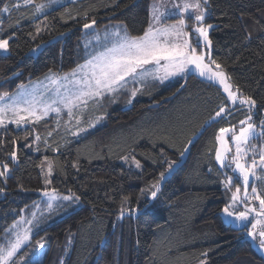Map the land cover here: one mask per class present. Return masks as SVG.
<instances>
[{
  "label": "trees",
  "instance_id": "obj_1",
  "mask_svg": "<svg viewBox=\"0 0 264 264\" xmlns=\"http://www.w3.org/2000/svg\"><path fill=\"white\" fill-rule=\"evenodd\" d=\"M150 3L72 0L36 13L31 5L0 0V38L13 35L8 52L0 53V95L82 63L83 24L92 19L97 30L122 23L131 35H142ZM206 7L205 22L214 26L211 59L233 87L257 101L253 122L259 126L264 120V0H208ZM143 88L130 104L126 91L106 96L99 106L103 120L75 138L55 129L52 116L22 129H0V161L11 168L6 179L0 177V245L9 226L37 204L38 191L74 194L81 203L54 220L42 218L41 227L36 223L27 245L41 241V259L21 260L25 245L14 264H200L205 259L207 264H264L245 227L221 217L230 199L223 182L230 171L215 159L216 137L221 128L240 126L249 115L245 106L213 120L227 98L215 83L193 73ZM35 134L43 140L36 143ZM13 150L17 161L9 158ZM133 156L141 168L123 159ZM45 157L53 164L50 184L41 172ZM166 160L177 165L152 198L151 185L168 172ZM255 186L264 197V180Z\"/></svg>",
  "mask_w": 264,
  "mask_h": 264
},
{
  "label": "snow or ice",
  "instance_id": "obj_2",
  "mask_svg": "<svg viewBox=\"0 0 264 264\" xmlns=\"http://www.w3.org/2000/svg\"><path fill=\"white\" fill-rule=\"evenodd\" d=\"M56 3V0H46L45 3H36V0H24V5H31L34 7L36 13H42L45 8L50 7ZM208 0H195L194 3L185 0L182 4L173 5L172 9L165 8L160 10V5L153 3L150 13V19L148 27L143 31L142 35H131L126 25L116 26L114 32L105 31L103 38L100 34H96L94 39L101 44L102 50L96 51L95 54L89 55L85 62L77 66V69H73L70 73H65L63 77L46 76V79L51 84H63L67 81L72 85L68 95L60 96L59 99H51V90H33L29 91L20 86V91L16 94L9 95L4 93L0 95V127H6V117L9 115L8 123H14L17 127L27 124L30 120L39 121L43 116L48 115L49 112H56L59 114L63 108H66L67 115L70 118L76 119L79 122V115L74 111L77 108H86L89 101H97L99 98L105 96V94H111L118 91L119 88L125 86L128 80L139 81L143 83L149 78L153 80H159L163 83L172 77L185 73L190 66H194L201 76H207L209 80L217 81L223 85V91L227 93V99L231 102L232 107H236L237 103L243 107L247 106L249 115L241 120L239 123L241 127L237 133L233 129L221 128L219 129V135L216 140L219 142L220 147L215 150V159L219 163L221 168H231L234 165V171L239 173L240 178L243 181L244 195L247 196L250 177L256 176V169L259 168L264 172V144L257 148L256 145H252L251 141L254 139H264V120H262L259 126L253 122L252 110L257 107V101L251 97H244L240 93V89L236 86V90L233 91V86L227 81L230 79L226 73L222 70L220 64L211 59L210 53L200 51L197 53V48L210 49L212 41L209 38V32L214 27L213 25H204L203 21L207 14ZM19 7V5H16ZM4 12L11 11L9 6H5ZM179 15V19L172 24L164 23L170 16ZM192 18L193 25L187 23L188 18ZM96 21L92 19L90 23L83 24L85 30L93 29ZM191 28V31L188 29ZM37 33L40 28L37 27ZM0 39V51L7 52L9 50V40ZM91 44V41L86 42L87 48ZM206 59L209 63H205ZM210 65H215L216 71H211ZM140 89H133L131 96L135 97ZM48 92V95H45ZM59 96V93H58ZM129 103L132 101L129 100ZM225 113L231 114V109L226 106H221L215 113V118L221 117ZM97 119H100L99 117ZM84 129H78L76 134ZM231 132V140L235 144V154L229 159L231 152L228 147L225 134ZM27 139V137H25ZM40 139L39 136L36 137ZM192 141H189L191 144ZM16 141H13L15 144ZM188 150L185 147L184 151L180 153L181 156ZM39 151V149H37ZM251 153V157H249ZM9 158L12 161L18 160L17 151L13 150L9 154ZM259 156V164H257L256 157ZM251 159V163H242ZM127 161L128 157H123ZM47 162L48 171L47 176L53 174V164L48 161V158H44ZM131 162L134 163L137 169L141 168V162L136 160L133 156ZM44 162H42L43 164ZM167 163V171L172 170L177 161H165ZM75 167V165H73ZM0 177L5 179L9 176L11 168L6 162L0 161ZM211 170V169H210ZM44 169L41 167V172ZM160 178L163 179L165 172H161ZM45 179L46 184H50L49 179ZM264 180V176L259 177ZM233 181V177L229 176L225 183V187H229ZM156 189L151 191L152 198L157 197L159 190V183L153 185ZM4 189L0 188V192ZM55 189L52 192L55 193ZM253 196L251 199L259 201L258 216L261 219H256L251 222V229L247 232V235L254 241H258L261 249H264V197L257 194V189L252 187ZM240 187L237 186L236 191L232 193V201L235 203L239 200ZM45 195L49 196L48 207H52V200L57 197L50 195L45 191ZM74 196H64V200H72ZM79 199V197H75ZM127 200V198H125ZM125 209H121L120 216L122 217ZM129 212L139 211V209H127ZM223 213L229 217H233L235 221L243 224L245 221H249V215L252 212H257L256 208H250L246 211H241L238 214H234L229 211V206L223 208ZM28 224H32V221H27ZM261 226V230L257 231V226ZM31 229H26L23 233L17 232L15 239L8 241L7 246H0V264H14L13 258L17 255L18 250L25 242L30 240ZM40 248L44 247L40 241L36 242ZM205 257L207 253H203ZM200 264H207L206 259L201 260Z\"/></svg>",
  "mask_w": 264,
  "mask_h": 264
},
{
  "label": "rangeland",
  "instance_id": "obj_3",
  "mask_svg": "<svg viewBox=\"0 0 264 264\" xmlns=\"http://www.w3.org/2000/svg\"><path fill=\"white\" fill-rule=\"evenodd\" d=\"M69 1H72V0H56V3L52 4L48 8H45L44 11L45 12L49 11L50 9L58 7V6H60L62 4H65V3L69 2ZM183 2H185V0H151L150 10H149V19H150V13H151V8H152L153 3H156V4L160 5V10L163 11L165 8L172 9L173 5L182 4ZM188 2L194 3L195 0H188ZM16 5L25 6L24 5V0H15V7H16ZM179 18H180L179 15L170 16L167 20L164 21V23L172 24V23H175ZM87 23H90V22H87ZM187 23L189 25H193L192 18L189 17L187 19ZM203 23H204L205 26L209 25L208 23L205 22V20L203 21ZM121 24L122 23H116V24L108 25L104 29H99V30H97L94 27L91 30H85L84 29L83 39L81 41V48L83 50L85 60L89 57V55L95 54L96 51L102 50L101 44L103 43V40H101V42L98 43L94 39L95 35L98 33L103 38V35H104L105 31L114 32L116 30V26H119ZM188 31H191V28H189ZM0 32H4V30L1 29V26H0ZM247 34H248V32H247ZM12 36H13L12 34H9L8 36H6L4 38H0V39H8V38H10ZM88 41H91V44L86 48L85 44ZM202 50L207 52V53H210V56H211V48L210 49L197 48V53H199ZM7 52L0 51V53H7ZM85 60L82 63L77 64L75 67L71 68L67 72L56 73V72L49 71L46 74H44L42 77L37 78V79H32V80H30L28 82L22 83L17 88L13 89L12 91L5 92V93H8L10 96L13 95V94H16L17 92H19L21 90L20 86L23 85L24 88L29 90V91H33V90L39 91V90H45V89L51 90V99H59L60 96L68 95V92H69V90H71L72 85H70L67 81H64L62 85L61 84H51L46 79V76L52 77L54 75V76H58V77H63L65 73H70L73 69H77V66L83 64L85 62ZM205 63H209V61L206 59ZM210 69H211V71H216L217 70L215 65H210ZM189 73H193V74L197 75L200 78L209 80L207 76H201L199 74V71L194 66H190L189 69L185 73H182L180 75L172 77V78H170L168 80H165L164 82L171 81V80H173L175 78H178V77H184L185 75H187ZM209 81L215 83L221 89V91L225 94V96L227 98V93H225L223 91V85L219 84L217 81H213V80H209ZM152 82H160V81L159 80H153V79L149 78L148 80H146L143 83H141L139 81H133V80L129 79L128 83L125 86L119 88L118 91H116L114 93H111V94H105L104 97L99 98L95 102L89 101L88 106L86 108H77V109H75L74 111L80 117L79 122H77L76 119L70 118L67 115V111L68 110L66 108H63L62 111L59 114H57L54 111L49 112L48 115L43 116V118H48V117L52 116L53 117V127L55 129L59 130L62 133V135L68 136V138H75V137H78V136L82 135L87 129L93 128L94 126L98 125L103 120V116L104 115L99 114V109H100L99 106L101 107L104 104L106 96H113L114 97V96L117 95V92L126 91L127 94L125 96H128V100L133 101L135 97L139 96L143 92V90L146 89V88H143V87H145L146 85H148L149 83H152ZM227 82L232 85V83L229 80ZM133 89H140V91L138 92V94L135 97L131 96V92H132ZM232 90L235 91L236 88L233 87ZM58 93H59V96H58ZM2 94H4V93H2ZM45 95L47 96L48 92H45ZM227 102H228V105L226 107L233 108L232 105H231V102L228 99H227ZM128 104H130V103L128 102ZM237 105H239V104L237 103ZM245 108L247 109L248 114H249V110H248V107L246 105H245ZM254 111H255V109L252 110V112H254ZM82 113H85V115H83ZM98 117L100 119H97ZM9 119H11L10 115L8 117H6V125L7 126L11 125V126H13L14 128H17V129H22L25 126H28V125H30L32 123L37 122L35 120H30L27 124H24V125H21L20 127H17L14 123H8L7 121ZM240 127H241V125L238 128H234V130L238 133ZM2 128H4V127H0V129H2ZM226 128L233 129L232 127H226ZM78 129H84V131H80L79 134H76L78 132ZM231 135H232L231 132L225 134V138L227 140L228 147L231 150V152L229 154V159L231 158L232 155L235 154V144L231 140ZM37 136H39V135L35 134L34 139H35L36 143L39 142L40 140H43V138L42 139L40 138L39 140H37L36 139ZM261 140L262 139H254V140L251 141V144L252 145H256L257 148H259V146L262 145L261 142H260ZM218 147H220L219 142H218ZM249 157H251V153H249ZM128 158H129L127 160L128 163L130 165H134V163L131 162V157H128ZM256 160H257V164H259V156L258 155L256 157ZM43 162H44L43 163V169H44V174H45V178H46L47 171H48V166H47V162H45V160ZM241 162L250 164L251 163V159L249 158L246 161H241ZM176 165H177V163L174 165V167ZM227 170L230 171L228 173L227 178L229 176H231V177H233V181H232L231 185L229 187H227V189L230 192V199H229V201L227 203H225V206L226 205L229 206V211L234 213V214H238L239 212L246 211V210H248L250 208H256L257 212L250 213L249 221H245V222H243V224L240 223V222L235 221L234 216L233 217L227 216L226 214L223 213V211H221V217H222V219L225 222L231 223L233 226L245 227L247 239H249V241L251 242V244L254 247V249L260 255L264 256V249L260 248V246L258 244V241L252 240L247 235V232L251 229V222H254L256 219H261V217L258 216L259 201L251 199V197L253 196V193H252L251 189H252V187L256 188L255 184H256V182L261 180V179H259V177L264 176V172H262L259 168L256 169V176L255 177H250L247 196H245L244 195L243 181L240 178L239 173L234 171V165L231 168H228ZM170 171H168L165 174V176L168 173H170ZM48 177L49 176H47V179H48ZM227 178L224 179L223 182H226ZM163 179L160 178L157 182H155V184L159 183V187H160V184H161ZM251 182H252V184H251ZM237 186L240 187L239 200L236 201L235 203H233V201H232V193L236 191ZM224 187H225V183H224ZM152 189H153V185H151L149 191H151ZM45 191H47L50 195H54V196L57 197L55 200L51 201V203H52V207L51 208L48 207L49 196L45 195ZM257 194H259L258 191H257ZM38 195H39V197L37 198V200H38L37 204L34 205V207H32V210L29 211L27 214L23 213L21 217L17 218L9 226V228L7 229L8 234L5 235L6 237H5L4 243L2 245H0V246H7V242L8 241H11V240L15 239V234L17 232L23 233L26 229H29V228L31 229V232H30V238H31L32 234L35 232L34 225L36 223H37L36 224L37 226L36 225L35 226L37 228L41 227L42 225L45 224V221H43V219L48 220V221L54 220V219L62 216L63 214H65L66 211H68V209H70L72 207H77V206L79 207L81 205L79 199L78 200L75 199L76 196L74 194L53 193L52 190H50V189H43V190L38 191ZM64 196H74V198L72 200H64L63 199ZM30 218H31V220H30ZM27 221H32V224H28ZM259 230H261V226L260 225L257 226V231H259ZM37 241H34L30 245H27L28 242H29V241H27V242H25L24 245L21 246V249H22L25 245H27L25 248H23L22 250L20 249L21 251H19V253L21 252L20 256L22 255V257H23V258H20L21 260L24 259V258H25V260L34 259V258L41 259L42 255H43V252H44V249H45V246L43 248H40L37 245V243H36Z\"/></svg>",
  "mask_w": 264,
  "mask_h": 264
}]
</instances>
